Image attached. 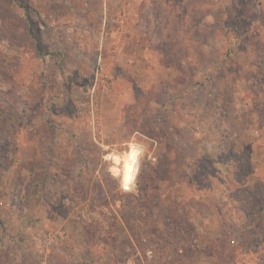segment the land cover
Here are the masks:
<instances>
[{
  "label": "rangeland",
  "instance_id": "1",
  "mask_svg": "<svg viewBox=\"0 0 264 264\" xmlns=\"http://www.w3.org/2000/svg\"><path fill=\"white\" fill-rule=\"evenodd\" d=\"M43 262L264 264V0H0V264Z\"/></svg>",
  "mask_w": 264,
  "mask_h": 264
},
{
  "label": "built area",
  "instance_id": "2",
  "mask_svg": "<svg viewBox=\"0 0 264 264\" xmlns=\"http://www.w3.org/2000/svg\"><path fill=\"white\" fill-rule=\"evenodd\" d=\"M50 237H51V238H54V236H52V235H50ZM51 238H50V239H51ZM43 264H47V263H46V262H43Z\"/></svg>",
  "mask_w": 264,
  "mask_h": 264
},
{
  "label": "trees",
  "instance_id": "3",
  "mask_svg": "<svg viewBox=\"0 0 264 264\" xmlns=\"http://www.w3.org/2000/svg\"><path fill=\"white\" fill-rule=\"evenodd\" d=\"M248 176H249V174H248ZM248 176H246V177L248 178Z\"/></svg>",
  "mask_w": 264,
  "mask_h": 264
}]
</instances>
